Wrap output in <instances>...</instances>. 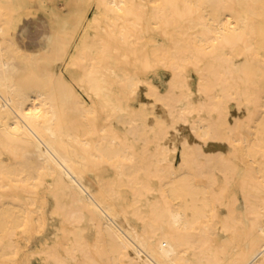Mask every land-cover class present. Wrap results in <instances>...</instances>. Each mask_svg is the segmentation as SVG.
Returning <instances> with one entry per match:
<instances>
[{"label":"bare ground","instance_id":"obj_1","mask_svg":"<svg viewBox=\"0 0 264 264\" xmlns=\"http://www.w3.org/2000/svg\"><path fill=\"white\" fill-rule=\"evenodd\" d=\"M32 259L264 264V0H0V264Z\"/></svg>","mask_w":264,"mask_h":264},{"label":"crops","instance_id":"obj_2","mask_svg":"<svg viewBox=\"0 0 264 264\" xmlns=\"http://www.w3.org/2000/svg\"><path fill=\"white\" fill-rule=\"evenodd\" d=\"M26 23L28 24V26H26L24 28V30L21 31L20 36L18 38L19 41H21V42H24V41L30 42L33 39H35V40L38 41L40 35H42L44 33L46 34L48 32V27H47V24L46 23L39 24L38 21L35 20V19H33V18H29V20L27 18V22ZM27 48L30 49V46H28Z\"/></svg>","mask_w":264,"mask_h":264},{"label":"rangeland","instance_id":"obj_3","mask_svg":"<svg viewBox=\"0 0 264 264\" xmlns=\"http://www.w3.org/2000/svg\"><path fill=\"white\" fill-rule=\"evenodd\" d=\"M57 1H59V2H61V1H63V0H57ZM39 16V17H38ZM41 17L43 18H45V15L44 14H41V13H38V12H36V11H31L30 12V15H29V17H28V20H29V18H33V19H35V20H37L38 21V23L39 24H41L42 23V21H41ZM48 27V32L50 31V27L49 26H47ZM150 77H151V80H152V82L153 83H155L156 85H158L159 87H164V83H162V82H160L159 81V78H157V76H153V75H149ZM154 78H156V80L154 79ZM159 83V84H158ZM161 84V85H160ZM176 157H178V154L176 155ZM51 225H53L52 223H51ZM52 226H50V228L48 229V231H50V230H52V228H51ZM44 236L45 237H47L48 236V233H45L44 234ZM44 236H43V240L46 242H49V238H47V239H44ZM38 243H36V241L35 242H33V246L34 247H36V245H37ZM33 247V248H34ZM31 264H37L36 263V261L34 260V259H32L31 260Z\"/></svg>","mask_w":264,"mask_h":264}]
</instances>
